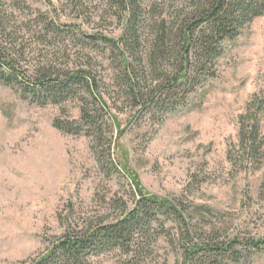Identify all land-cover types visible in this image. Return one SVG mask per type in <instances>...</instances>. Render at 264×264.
Here are the masks:
<instances>
[{"label":"rangeland","instance_id":"rangeland-1","mask_svg":"<svg viewBox=\"0 0 264 264\" xmlns=\"http://www.w3.org/2000/svg\"><path fill=\"white\" fill-rule=\"evenodd\" d=\"M122 15L113 0H0V46L26 83L44 69L89 70L99 91L101 81L110 85L102 98L116 119L114 126L106 114L102 136L61 132L54 119L79 120L84 93L40 105L19 84L0 82V264H32L67 225L78 231L89 220L112 219L134 188L179 201L201 233L264 240V157L256 162L241 153L238 136L250 106L264 135V14L228 43L216 75L167 113L129 105L108 48L91 38H119ZM102 137L112 141L119 172L106 167ZM165 239L143 264H173L174 247ZM121 259L111 250L92 264ZM226 264H264V253Z\"/></svg>","mask_w":264,"mask_h":264},{"label":"trees","instance_id":"trees-1","mask_svg":"<svg viewBox=\"0 0 264 264\" xmlns=\"http://www.w3.org/2000/svg\"><path fill=\"white\" fill-rule=\"evenodd\" d=\"M113 2L123 14L119 38L105 35L91 38L108 48L118 68L115 79L119 90L129 105L142 111L154 109L163 113L184 106L189 93L214 77L228 43L264 14V0ZM5 50L6 47L0 46V82L19 84L36 103L59 104L85 94L79 106V120L63 123L56 118L54 128L65 133L90 131L94 137L99 132L102 136L105 123L102 120L106 114L116 126V119L102 98L110 87L107 81L100 82L104 87L101 92L95 75L89 70L61 73L44 69L32 83H26L15 68L13 57ZM87 100L91 109L87 107ZM250 109L239 121L241 153L260 162L264 157V135L259 132L253 107ZM102 140L107 144L103 150L106 167L111 172H119L118 163L109 153L111 139L102 137ZM132 195L130 203H116L119 212L112 219L89 220L78 231L67 225L65 234L51 242L32 264H92L93 257L111 250L121 252L119 264H143L149 248L160 236L174 247L173 264L238 263L243 258L264 253L261 238L236 234L220 240L213 231L199 232L189 224L185 209L177 200L145 195L135 188ZM170 224L178 230L174 235L169 234Z\"/></svg>","mask_w":264,"mask_h":264}]
</instances>
